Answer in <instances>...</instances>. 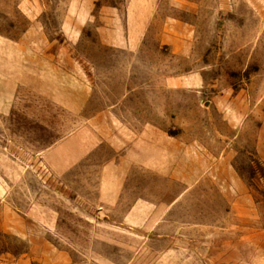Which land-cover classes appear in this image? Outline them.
Here are the masks:
<instances>
[{
    "label": "rangeland",
    "instance_id": "1",
    "mask_svg": "<svg viewBox=\"0 0 264 264\" xmlns=\"http://www.w3.org/2000/svg\"><path fill=\"white\" fill-rule=\"evenodd\" d=\"M21 1L0 32L36 21L39 47L15 92L0 76V264H264V0H156L128 47V0ZM84 124L104 144L55 174L43 154ZM148 138L165 170L106 208L103 168Z\"/></svg>",
    "mask_w": 264,
    "mask_h": 264
},
{
    "label": "crops",
    "instance_id": "2",
    "mask_svg": "<svg viewBox=\"0 0 264 264\" xmlns=\"http://www.w3.org/2000/svg\"><path fill=\"white\" fill-rule=\"evenodd\" d=\"M22 1L19 5L20 12L23 13L26 18H34V12L27 8V0H25V3H22ZM88 1L93 3L98 0ZM155 1L156 0H128V9L125 16L128 18L127 23H129L130 26H133L130 31L133 33V38L131 39L134 43L124 39L123 42L127 47L134 44L137 46L138 41L142 39ZM24 6L25 8H23ZM116 16L118 17L116 18L117 23V19H119L117 10ZM140 32L142 36H140V34L135 35ZM35 33H38V24L36 21L35 24L33 22L30 28H26L23 31L21 38L18 40L6 37L0 32V76H3L11 93L19 88L21 83L20 75L27 69L22 66H28L37 62L29 59L25 52L26 49L39 47L37 41H29V35L31 36ZM109 44L113 46L117 45V43L113 42H110ZM185 87H187L186 82H184V84L181 82L179 83V88ZM72 111L76 112V110ZM90 125L84 124L83 127L69 135L66 139L55 144L43 154L45 163L55 174L62 175L74 169L83 161L87 160L95 150L102 145L103 141L101 137H96V134ZM263 145L264 144L260 140L257 147L260 154L262 153ZM111 146H113V144H111ZM166 148L164 145L157 143L155 138H148L142 142L133 141L131 148H126L122 154L108 161L103 168L102 181L99 186L101 202L105 204V207L107 208L116 205L122 198L125 179L133 168H146L151 170L153 174H155L157 170L160 171L159 169L163 168V170H165L164 167L167 164L165 162L166 159L164 158L167 154L171 153L170 149ZM163 162H165L164 165ZM158 173L159 175L165 176L171 175L166 172ZM150 206H152V204L147 201L133 204L130 209V218H134L136 215L146 212V209H151Z\"/></svg>",
    "mask_w": 264,
    "mask_h": 264
}]
</instances>
